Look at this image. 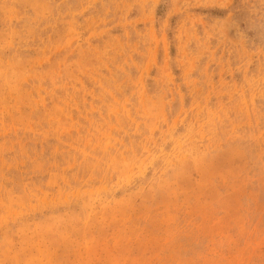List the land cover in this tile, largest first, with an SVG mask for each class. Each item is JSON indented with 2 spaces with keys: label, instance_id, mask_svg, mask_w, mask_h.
<instances>
[{
  "label": "rangeland",
  "instance_id": "obj_1",
  "mask_svg": "<svg viewBox=\"0 0 264 264\" xmlns=\"http://www.w3.org/2000/svg\"><path fill=\"white\" fill-rule=\"evenodd\" d=\"M0 264H264V0H0Z\"/></svg>",
  "mask_w": 264,
  "mask_h": 264
}]
</instances>
